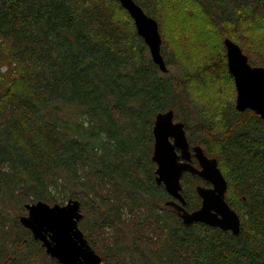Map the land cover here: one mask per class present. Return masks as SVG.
I'll list each match as a JSON object with an SVG mask.
<instances>
[{
	"label": "trees",
	"instance_id": "obj_1",
	"mask_svg": "<svg viewBox=\"0 0 264 264\" xmlns=\"http://www.w3.org/2000/svg\"><path fill=\"white\" fill-rule=\"evenodd\" d=\"M135 2L159 23L167 72L118 0H0V264H60L20 219L29 203L69 199L102 264H264V119L236 109L224 44L264 67V0ZM168 110L218 160L238 235L185 225L168 204L152 159ZM200 184L184 174L187 211L201 207Z\"/></svg>",
	"mask_w": 264,
	"mask_h": 264
},
{
	"label": "water",
	"instance_id": "obj_2",
	"mask_svg": "<svg viewBox=\"0 0 264 264\" xmlns=\"http://www.w3.org/2000/svg\"><path fill=\"white\" fill-rule=\"evenodd\" d=\"M134 20L137 32L148 45L155 64L162 72L168 68L162 55V34L158 21L148 15L135 0H118ZM228 69L236 86L238 111L252 110L264 119V67L253 66L242 48L233 40H224ZM174 111L159 113L153 126L156 163L155 176L158 185L176 201L174 206L181 214L185 225L202 223L231 231L238 235L241 219L226 201L228 182L219 167L218 160L205 154L199 145L190 147L185 124L176 122ZM198 166L192 163V155ZM186 172L199 175L212 187L199 185L197 192L202 199L201 207L187 211L182 194V178ZM27 214L20 219L36 240L41 241L47 255L60 264H102V257L94 250L79 222L84 214L78 199H69L65 204L51 205L44 201L26 205Z\"/></svg>",
	"mask_w": 264,
	"mask_h": 264
},
{
	"label": "rangeland",
	"instance_id": "obj_3",
	"mask_svg": "<svg viewBox=\"0 0 264 264\" xmlns=\"http://www.w3.org/2000/svg\"><path fill=\"white\" fill-rule=\"evenodd\" d=\"M175 22V23H174ZM166 26H168V27H166ZM162 32H163V36H166V42H167V44L169 45V46H171L172 44H173V41H174V39H175V37H177V36H179V31H178V27H177V19H176V17L175 16H173V15H169V16H167L166 18H165V21H164V23H163V26H162ZM175 42H177V39H175ZM183 42V41H182ZM260 42V41H259ZM258 43V42H257ZM261 43V42H260ZM258 43L259 44V46H261V48H263V51H264V43ZM174 49V48H173ZM248 53L250 54H253V56L255 55L254 54V52L252 51V50H249L248 51ZM264 53V52H263ZM250 54V55H251ZM252 56V55H251ZM254 58V57H253ZM255 59H257V60H262L261 58H258V57H255ZM7 71V67L6 66H3L2 68H1V72H2V74L3 73H5ZM223 91H224V96L225 97H231V95H232V88H230V86L226 83V84H224L223 85ZM236 95H237V93H236ZM190 113V111L189 110H184L183 112H182V115L183 116H185V115H187V114H189ZM155 168H156V166H155ZM154 168V169H155ZM66 203V202H65ZM62 204H64V203H62ZM25 214H27V211H26V213Z\"/></svg>",
	"mask_w": 264,
	"mask_h": 264
},
{
	"label": "flooded vegetation",
	"instance_id": "obj_4",
	"mask_svg": "<svg viewBox=\"0 0 264 264\" xmlns=\"http://www.w3.org/2000/svg\"><path fill=\"white\" fill-rule=\"evenodd\" d=\"M176 122H178L177 120H175ZM186 127V126H185ZM187 133V132H186ZM188 141H189V139H188ZM189 144H190V147L192 148L193 146H197V145H192L191 143H190V141H189ZM192 163L195 165V166H198L199 167V165H198V161H197V159L195 158V156H194V154L192 155ZM186 173H189V172H186ZM191 174H193V173H191ZM195 175H197V174H195ZM199 176V175H198ZM200 177V176H199ZM201 178V177H200ZM202 179V178H201ZM202 181L204 182V184L202 185V184H200V185H202V186H207V187H212V185L210 184V183H206L203 179H202ZM199 185H197V187H198ZM197 187H196V190H197ZM229 231V230H228Z\"/></svg>",
	"mask_w": 264,
	"mask_h": 264
}]
</instances>
